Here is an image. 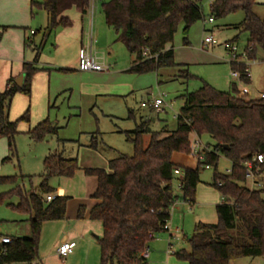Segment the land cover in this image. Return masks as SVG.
<instances>
[{
    "label": "trees",
    "instance_id": "trees-1",
    "mask_svg": "<svg viewBox=\"0 0 264 264\" xmlns=\"http://www.w3.org/2000/svg\"><path fill=\"white\" fill-rule=\"evenodd\" d=\"M205 1L208 0H112L103 4L106 24L115 30L117 41L136 58L128 73L143 75L179 67L174 51L167 50V45L174 41L181 25L187 35L195 23L204 20L202 4ZM31 5L33 11L47 13L49 21L44 31L49 37L73 26L64 16L73 8L82 16L88 15L91 0H33ZM256 5L257 0H213L210 6L213 19L240 11L244 13L243 22L235 28L248 35L245 53L250 61L257 58L260 50L264 52V19L254 12ZM185 43L188 44L187 38ZM239 60L241 56L231 61L232 71L241 74L243 85H250L251 79L245 73L247 66ZM24 70L26 80L22 87L9 80L8 89L0 92V139H7L11 152L19 133V122L30 119V110H27L19 120L11 122L12 101L17 94L31 97L32 80L41 71L31 64H25ZM57 71L69 72L66 69ZM182 76L189 79L190 74L183 71ZM180 98L183 105L176 129L168 137L160 139L163 132L152 133L150 121L142 119L135 130L125 132L127 140L134 145L132 156L111 160L108 169L85 170L87 175L96 177L98 183L92 196L97 204L91 210L90 220L101 222L103 227L99 241L100 264H147L143 252L157 234L166 231L176 202L182 198L190 205L196 203L201 169L207 166L215 168L211 186L224 200L216 207L218 222L198 223L188 239L190 252L182 250L175 254L176 257L187 264H231L240 259L264 258V189L251 190L244 185L245 164L254 157L264 156V99L249 100L241 94L236 83L228 92L204 84ZM130 117H133L132 112ZM54 132L47 119L29 134L40 140ZM149 134L150 143L145 148L143 137ZM192 135L200 139L209 137L214 144L199 149L196 154L198 168H181L184 176L178 178L174 174L178 166L172 163V156L174 153L192 154ZM91 147H96L94 141ZM220 156L231 161L230 175L218 172ZM9 160L8 156L3 162ZM43 165L44 173L39 176L41 183L37 189L26 191L16 186L7 194L19 198L13 208L30 216L32 235L30 238L14 237L10 244L0 245V264H34L39 259L43 225L66 219L70 198L56 196L50 180L73 178L79 170L78 160L66 159L55 152L44 159ZM175 181L181 184V196L176 194ZM5 184H16V178H1L0 185ZM48 195H55V199L46 202ZM84 214L85 208L81 207L78 219H83Z\"/></svg>",
    "mask_w": 264,
    "mask_h": 264
},
{
    "label": "rangeland",
    "instance_id": "rangeland-1",
    "mask_svg": "<svg viewBox=\"0 0 264 264\" xmlns=\"http://www.w3.org/2000/svg\"><path fill=\"white\" fill-rule=\"evenodd\" d=\"M110 1L112 0H91V8L94 4L93 17L89 11L88 15L83 16V20L84 39L93 32L96 39L94 50L112 66V70L89 74L90 76L79 70V73L55 71L49 80L52 96L48 93L42 94L39 90L31 99L20 95L12 102L11 122L19 120L27 110H30V119L28 122H19V133L15 138L13 152L9 149L7 139H0V179L16 178V184L0 185V237H31L30 216L13 208V205L19 203V198L8 197L7 194L16 186H21L26 191L37 189L41 183L39 176L44 173V159L50 154L57 152L66 159L78 160L79 170L73 178L54 177L50 180L51 188L57 189L58 185L62 184L69 196L78 197L97 189V178L87 175L86 169H108L105 164L108 160L133 155L134 145L127 140L125 132L135 130L142 119L150 121L152 133L159 132L165 125L173 129L183 105L181 95L197 91L204 84L223 92L230 91L232 83L240 85L239 79L233 77V56L226 50L225 44L236 45L238 55L245 53L248 35L235 28L245 18L242 11L209 23L208 0L202 4L204 20L195 23L187 35L183 33L184 26L179 27L173 46L177 52V61L188 65L190 77L186 83L181 78L176 79V69L172 68L161 69L160 74L128 73L135 56L128 52L122 42L117 41L115 30L106 24L102 6ZM74 9L81 15L78 9ZM254 12L264 19V0H257ZM30 29L39 31L33 39L39 47L45 34V31L41 30L39 17L34 18ZM208 36H213L216 44L203 47V42ZM185 37L189 41L188 46L184 45ZM53 42L47 43L45 50L41 52L40 61L62 68L59 62L68 59L69 51L60 52L57 56ZM242 62L251 72V84L244 85L247 98L260 100L264 94V52L260 50L255 60L242 59ZM160 97H163L165 102L160 113L142 107L143 102ZM130 112L133 117H130ZM47 119L55 132L40 140L33 138L29 132ZM150 139V134L144 135V147L149 145ZM93 141L95 148L91 147ZM202 142L204 147L201 149H207L208 144H214L209 137H204ZM8 156L10 160L4 163L3 159ZM103 165H106V168ZM231 167V161L220 156L218 172L226 174ZM214 173V167L201 169L202 183L198 185L194 205L184 202L182 198L176 202L172 209L171 223L178 230L170 231L169 224L168 231L156 235L149 244L151 256L147 264H187L175 254L182 250L190 252L188 239L192 237L196 224L199 221L211 224L218 222L216 205L222 202V195L210 186ZM30 177L33 178L30 180ZM174 187L176 194L181 196L179 181H175ZM246 187L250 188V184ZM76 224L78 223L74 219H67L48 222L43 226L37 260L39 264H68L72 255L62 259L56 249L62 239L70 234H77L78 231L74 228ZM102 233V230H95L94 235L102 237ZM92 236L93 234L91 238L96 241ZM170 246L171 254L168 253ZM75 252H78V248ZM86 257L87 253L80 256V260L76 259L70 264H100V250L97 252L96 249L95 258L92 254L88 259Z\"/></svg>",
    "mask_w": 264,
    "mask_h": 264
},
{
    "label": "crops",
    "instance_id": "crops-1",
    "mask_svg": "<svg viewBox=\"0 0 264 264\" xmlns=\"http://www.w3.org/2000/svg\"><path fill=\"white\" fill-rule=\"evenodd\" d=\"M32 1L33 0H0V92H5L8 89L9 80H13L15 84L18 86L17 81L21 76H24V81L22 84L23 86L26 80V73L24 70V66L25 64H31V65H34L35 68L41 69V71L38 72L32 80V95L35 96V93L40 90L42 94L48 93L49 96H52L50 85H49V80L51 78V75L55 73L57 69H66L73 73H79L78 71V52L80 48L83 46L84 40H85L84 39V31H85L84 24L85 23H84L82 14L80 13L81 15H79L78 12H76V10L73 8L72 10L66 12L64 15L65 17H68L71 21L73 19L74 21V22L72 21L73 26L70 28L58 30L57 32H54L52 35H50L49 37H46L44 34L43 42L40 44L39 47H37V44L35 43V40L33 39L34 37L37 36L39 31H34L30 29L34 22V18L36 19L39 17V21H40L41 28H42L41 30H45L47 28L49 20H48V15L45 11L43 10L33 11L32 5H31ZM36 1L40 2V0H36ZM211 5L212 4H210V6ZM184 29H183V33H184ZM185 39L186 37L184 38V45L188 46L189 41L187 39L188 44H186ZM50 41H54L53 43L55 44V52L57 56L60 55V52L63 53L66 50L69 51L68 59L63 60L62 62H59L62 68L54 67V65H50L48 63L44 64V63H41L40 61L41 56H42L41 52L45 50L47 43ZM206 46H209V45H205L203 42V47H206ZM167 50L174 51L175 61L179 65V67L172 68V69H176L175 70L176 79L181 78L183 79L184 82L187 83L189 79L182 76V72L183 71L189 72L188 65L182 64L180 63V61H177V52L175 51L173 42L167 45ZM135 60L136 58L134 57L131 67L135 63ZM111 70H112V66L110 65V71ZM160 73L162 72L158 71V74ZM85 74L89 75V74H96V73H85ZM239 82H240V79H239ZM238 87H239V91L241 92V94L248 97L247 89L244 85H242L241 82ZM86 88L88 89V87ZM20 95L22 94H17L14 98H17ZM263 95L264 94L261 95V99ZM31 97L29 99H31ZM148 102H145V103H148ZM143 104L144 102L142 103V107H143ZM143 108H149L151 111H153L152 108L150 107H143ZM9 118H10V114H9ZM175 129L176 127L172 129L168 125L162 126L159 131V132H163L160 135V139H164L168 137L170 133L173 132ZM191 140L199 143L200 150L201 148L204 147L202 139H200L196 135H192ZM110 161L111 160H108L105 164L109 165ZM172 163L182 169L195 170L198 168V160L196 156L194 155L174 153L172 156ZM106 165L105 167L103 165V167L106 168ZM54 190H55L56 196H67L70 198V201L68 202V205H67L65 220L74 219L78 223L74 227L76 231H78L77 234L76 235L70 234L69 237L62 239L59 243V246H57V249H56L57 254H58V248L60 247V245L63 242H69V243L74 244L75 248L73 252L70 254L72 256H71V259L67 262L68 264H70L71 262H74L76 259L80 260V256L86 255V253H87L86 259H88L91 254L93 258H95L96 249H97V252H99L100 250L99 241L101 237L94 235V232L95 230L96 231L102 230L103 232V227H102L101 222L90 220L91 210L97 204V201L92 199V196L96 190L94 189L95 191L94 190L87 191L78 197L69 196L67 193L66 187L62 184H59L58 188ZM223 202L224 200L222 199L221 203ZM221 203L217 204L216 207L220 205ZM81 207L85 208V214H84L83 219H78V212ZM171 221H172V218H171ZM171 221L169 222L170 231L177 232L178 230L177 227L175 228L174 224H172ZM200 222L201 221H199L198 223ZM47 223L48 222H46L44 225H46ZM92 234H93L92 237H95L96 241L91 238ZM4 237L14 238V237H8V236H3L1 238H4ZM77 248H78V252H75ZM243 260L245 262H243ZM34 264H39V263L36 261ZM231 264H264V258L258 257L254 259H240V260L232 262Z\"/></svg>",
    "mask_w": 264,
    "mask_h": 264
},
{
    "label": "built area",
    "instance_id": "built-area-1",
    "mask_svg": "<svg viewBox=\"0 0 264 264\" xmlns=\"http://www.w3.org/2000/svg\"><path fill=\"white\" fill-rule=\"evenodd\" d=\"M212 2H213V0L210 1V4H212ZM90 12H91V15L93 16L94 4H93L92 8L90 6ZM213 22H214V19L210 18L209 23H213ZM95 43H96V39L93 35V32H91V34L87 35L86 40H84L83 46L79 50L78 70L80 72L103 73V72H109L110 71V65H108L106 60L102 59L97 54V52L94 50ZM204 44L205 45H215L216 41H215L213 36H208L207 38H205ZM225 48L229 53L232 54V56H233L232 60L237 59L238 56H241V60H239L238 62H240V61L242 62V59H247L246 53H244L243 55H238V49H237L236 45H234L232 43H226ZM144 55L147 56V53H145ZM245 73H246L247 77L249 79H251V72H250L248 67H246ZM233 77L240 79L241 74L239 72H233ZM262 99H264V95L262 96ZM164 105H165L164 98L160 97V98L153 99L152 101H150L148 103H144L143 107H150V108H152L153 111L160 113L162 111V107ZM191 143H192V154L191 155L196 156V154L200 148V145L198 142L192 141V140H191ZM263 165H264V156H262V155L254 157L252 160L248 161L245 164V169H246L245 185L247 186L248 184H250V188L248 187L249 189H251V190L264 189V172H262V166ZM206 169H211V167L207 166ZM174 174L178 178H183V176H184V172L180 167H177L174 169ZM227 174L228 175L231 174V169L229 171H227ZM219 185H221V183H219ZM180 187H181V184L179 183V189H180ZM54 199H55V195H48L45 197V200L48 203L52 202ZM165 230L166 231L169 230L168 225L165 227ZM11 242H12L11 238H7V237L0 238V245L10 244ZM74 248H75L74 244L69 243V242H63L60 245V247L58 248L59 257L62 259L67 258L73 252ZM168 253L169 254L172 253V247L171 246L169 248ZM150 256H151V251H150L149 247H147L145 249V251L143 252V258L146 261H148Z\"/></svg>",
    "mask_w": 264,
    "mask_h": 264
},
{
    "label": "water",
    "instance_id": "water-1",
    "mask_svg": "<svg viewBox=\"0 0 264 264\" xmlns=\"http://www.w3.org/2000/svg\"><path fill=\"white\" fill-rule=\"evenodd\" d=\"M23 81H24V76H21V77L18 79V81H17V84H18L19 87H22ZM226 149H228V148L226 147Z\"/></svg>",
    "mask_w": 264,
    "mask_h": 264
}]
</instances>
